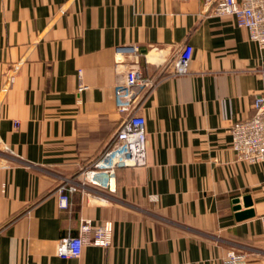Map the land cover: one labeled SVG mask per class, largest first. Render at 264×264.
Masks as SVG:
<instances>
[{
    "label": "crops",
    "instance_id": "0c3cea01",
    "mask_svg": "<svg viewBox=\"0 0 264 264\" xmlns=\"http://www.w3.org/2000/svg\"><path fill=\"white\" fill-rule=\"evenodd\" d=\"M216 1L0 0V264H229L233 248L264 264V164L231 145L264 91V50ZM186 44L189 71L175 75ZM120 45L138 46L155 80L148 163L93 183L84 171L121 124L115 84L135 59ZM82 217L112 221V243L60 257Z\"/></svg>",
    "mask_w": 264,
    "mask_h": 264
},
{
    "label": "built area",
    "instance_id": "2783aa9c",
    "mask_svg": "<svg viewBox=\"0 0 264 264\" xmlns=\"http://www.w3.org/2000/svg\"><path fill=\"white\" fill-rule=\"evenodd\" d=\"M209 1V0H208ZM214 11L217 14H232L238 25L246 27L251 41L264 50V0H217ZM119 53L135 57L130 66L120 71L115 84L116 108L121 114V124L113 138L102 150L99 157L86 171L88 180L95 183L101 171L112 172L116 167H143L147 159L146 118L141 113L142 101L155 85L153 77L145 75L139 66L140 48L136 45H120ZM192 46L184 45L174 59L175 75L188 73L192 59ZM120 61H117L119 65ZM264 69V62L262 63ZM84 87L80 86L79 90ZM254 113L250 117L236 120L231 127V145L239 160L264 164V91L255 96ZM73 182H65L59 187V205L66 208L69 193L76 190ZM264 237V214L260 217ZM113 222H94L82 217L79 232L60 240L58 255L62 258L79 257L87 244L102 247L113 241ZM247 254L242 249L233 248L228 254L229 264H243Z\"/></svg>",
    "mask_w": 264,
    "mask_h": 264
},
{
    "label": "water",
    "instance_id": "95a60500",
    "mask_svg": "<svg viewBox=\"0 0 264 264\" xmlns=\"http://www.w3.org/2000/svg\"><path fill=\"white\" fill-rule=\"evenodd\" d=\"M235 202L238 203V202H239V199L237 198V199L235 200ZM246 203L249 204L248 201H247ZM239 208H240V205L237 204L236 209H239ZM252 214H253V212H252V210H251V211H247V212L240 213L239 216H245V217H247V216H250V215H252Z\"/></svg>",
    "mask_w": 264,
    "mask_h": 264
},
{
    "label": "bare ground",
    "instance_id": "6f19581e",
    "mask_svg": "<svg viewBox=\"0 0 264 264\" xmlns=\"http://www.w3.org/2000/svg\"><path fill=\"white\" fill-rule=\"evenodd\" d=\"M101 177H102V178H103V177H106V175H105V174H103Z\"/></svg>",
    "mask_w": 264,
    "mask_h": 264
},
{
    "label": "rangeland",
    "instance_id": "374dc122",
    "mask_svg": "<svg viewBox=\"0 0 264 264\" xmlns=\"http://www.w3.org/2000/svg\"><path fill=\"white\" fill-rule=\"evenodd\" d=\"M101 173H102V171H101ZM113 230H114V225H113ZM113 238V237H112Z\"/></svg>",
    "mask_w": 264,
    "mask_h": 264
}]
</instances>
